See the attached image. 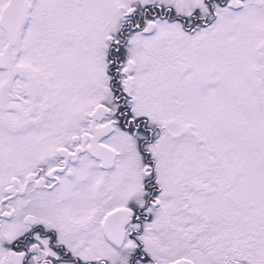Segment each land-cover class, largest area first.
Returning <instances> with one entry per match:
<instances>
[{"label": "snow or ice", "instance_id": "obj_1", "mask_svg": "<svg viewBox=\"0 0 264 264\" xmlns=\"http://www.w3.org/2000/svg\"><path fill=\"white\" fill-rule=\"evenodd\" d=\"M0 264H264V0H0Z\"/></svg>", "mask_w": 264, "mask_h": 264}]
</instances>
